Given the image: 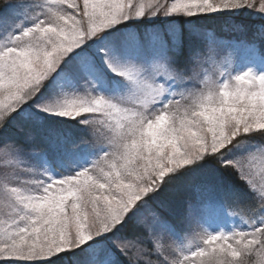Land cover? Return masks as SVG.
<instances>
[{
    "label": "snow or ice",
    "instance_id": "obj_1",
    "mask_svg": "<svg viewBox=\"0 0 264 264\" xmlns=\"http://www.w3.org/2000/svg\"><path fill=\"white\" fill-rule=\"evenodd\" d=\"M243 10L261 17L264 38V0L3 5L0 156L33 178L10 188L0 179V264H264V174L256 180L245 164L249 153L264 155V51L241 42L236 62L217 65L219 80L190 82L200 76L192 66L219 43L203 21ZM54 120L96 126L72 141ZM40 140L67 174L49 171L48 154L35 151ZM93 152L90 166L72 164ZM205 168L254 193L246 222L225 230L234 210L215 200L189 204L187 228L159 211L168 184Z\"/></svg>",
    "mask_w": 264,
    "mask_h": 264
},
{
    "label": "rangeland",
    "instance_id": "obj_2",
    "mask_svg": "<svg viewBox=\"0 0 264 264\" xmlns=\"http://www.w3.org/2000/svg\"><path fill=\"white\" fill-rule=\"evenodd\" d=\"M16 0H0V12L3 10V5L8 3H14ZM172 2V0H169ZM228 15L226 13H215L212 15ZM233 16L242 17V18H251L256 21H261V17L254 12H250L247 10H243L240 13L234 14ZM150 30L145 25H141L138 29L140 33ZM132 31H137V29H132ZM214 36V35H213ZM215 37V36H214ZM219 43H217L214 50L210 51L207 55H204L201 59V62L198 64H194L192 66L193 73H199L200 76L194 80L190 79V82L196 86H202L203 80L211 77L214 80H219L220 76L215 71L217 65L221 62H227L228 64H233L238 60V54L233 51V46L239 45L241 42L247 45H258V40H254L251 42H246L242 39L241 36L236 35L235 37H215ZM7 43V37L3 31H0V44ZM261 43V42H260ZM254 67L259 68V65H255ZM127 95V94H126ZM129 103H135V99L133 97L128 98ZM182 104L186 103L185 101L181 102ZM90 115V114H85ZM80 119V118H77ZM56 121V120H55ZM80 131L82 136L77 138V140L72 141H79L81 138H85L90 136L92 128L96 126L93 122L92 125H84L79 124ZM71 135V134H70ZM71 137V136H70ZM40 142L42 146V140L38 141L35 145V151L37 153H47L51 163L48 165L49 171L53 174H67L69 169L66 167L61 166L60 162L57 159L56 153L52 151L50 147L47 149L40 150ZM253 143V141H252ZM257 149L261 147V142L253 143ZM97 153L93 152L90 156L77 159L72 161L76 167H84L90 166L91 159L95 157ZM25 163H29L25 161ZM34 163V162H33ZM246 168L253 174V177L256 180L260 179V176L264 174V155H261L259 151H255L249 153L248 159L245 161ZM200 170L198 173L186 177V180L181 183H176V180L170 183V187L162 193L157 200L156 204L159 208V211L165 215H169L174 221L181 226L182 228H187V224L185 219L182 217L186 214V209L189 204L193 205V209L196 210L199 205L203 204L207 200H215L219 202H223L225 205L232 206L229 201H226L227 198L223 197V199H219L213 193V186L211 185L213 182L220 183L218 180L215 179L213 173H202ZM45 174V177L46 178ZM4 177H8V187L13 186H22L23 181L33 178V175L30 171H28L24 164H21L20 161L11 158V157H3L0 156V179ZM18 177V179H17ZM167 179V178H166ZM246 185V183L243 181ZM25 187H30V185H23ZM197 186H200V191H197ZM259 187V185H257ZM212 189V190H211ZM211 190V191H210ZM253 193V192H252ZM230 209V208H229ZM231 210V209H230ZM234 210V209H232ZM7 212V208L5 207L3 193L0 191V218H3L4 213ZM183 219V220H182ZM248 217L242 213L241 210H234V215L231 219H224L222 221V226L225 230H229L233 226H240L242 221H247ZM192 230H195V225L193 224ZM185 242L184 247L185 249L189 248V232H184ZM171 243V241H169ZM202 243L201 241H197L191 245V247H195L196 244ZM127 258V257H126ZM151 258H155L154 256ZM251 264H255L256 257H250ZM68 264V262H65ZM140 264H143V260H141Z\"/></svg>",
    "mask_w": 264,
    "mask_h": 264
},
{
    "label": "trees",
    "instance_id": "obj_3",
    "mask_svg": "<svg viewBox=\"0 0 264 264\" xmlns=\"http://www.w3.org/2000/svg\"><path fill=\"white\" fill-rule=\"evenodd\" d=\"M203 23L206 26V31L212 33L215 37H235L236 35L245 37L248 41L260 40V50L264 51V38H262V25L261 21H256L251 18H242L233 15H212L209 18L205 19ZM62 132L66 134H71V140H77V138L82 136L80 131V125L72 120L61 124L59 121H55ZM42 146L40 142V150H45L49 147L48 143L42 140ZM260 142L259 139L253 140V143ZM202 173H213L215 179L220 183L213 182L211 185H214L213 193L219 199L226 197L229 203L232 206L229 208L232 210H243L247 205L252 202L253 195L249 188L237 178L234 174H229L225 171L210 170L208 168L202 169ZM186 180V177H182L176 180V183H181ZM170 187L168 184L167 188ZM212 190V189H211ZM210 190V191H211ZM243 213V211H242ZM186 215V214H185ZM185 215L182 217L185 218ZM182 219V220H183ZM121 264H128V259L126 257H120ZM70 264V261H68Z\"/></svg>",
    "mask_w": 264,
    "mask_h": 264
}]
</instances>
